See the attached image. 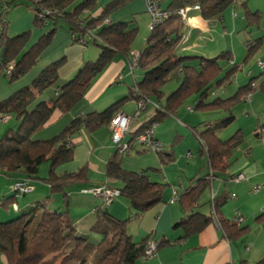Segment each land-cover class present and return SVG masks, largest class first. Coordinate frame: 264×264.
<instances>
[{"label": "crops", "instance_id": "1", "mask_svg": "<svg viewBox=\"0 0 264 264\" xmlns=\"http://www.w3.org/2000/svg\"><path fill=\"white\" fill-rule=\"evenodd\" d=\"M114 1H117L115 8H112L108 16L102 20L98 30L110 23H125L128 30H136V38L139 27L144 26L148 29L149 25L151 27L146 0H94L92 7L82 9L81 16H90V18L100 16L103 9ZM82 2L76 0L70 10L75 4L79 5ZM169 4L170 0H162L160 7L167 10ZM17 6L19 8H16ZM4 9H7L5 4L0 2V14ZM7 15L9 20L7 34L12 37L30 30L31 40L28 45L35 43L50 28L53 27L54 30L50 44L25 76L12 83H8L0 76V102L26 87L51 64L63 61L57 69V81L51 88L40 93L38 98L53 100L57 92L61 91V87L74 78L87 63L96 61L101 52L99 40L86 46L73 42L68 24L62 19L56 22L48 20L43 27L34 26L35 14L30 4H25L24 1L9 6ZM185 18L186 20L183 21L181 19V34L174 53L180 57L195 56V60L186 61L194 66L199 65L200 57L210 59L222 52L227 53L230 61L222 60L219 63L222 67L219 78L234 64L241 66L242 70L250 61L254 62L259 50L264 47V29L258 26L255 28L260 18H264V0H233L222 12L208 19L201 16L200 9H191ZM105 20L108 23L104 22ZM149 31L150 29L141 45H134V38L129 52L124 54L115 52L112 62L99 75L88 81L87 87H80L83 94L77 104L64 114L60 110H54L42 130L33 135V139L40 142L50 140L66 131V128L78 117L84 118L93 112L100 113L106 107L120 101L116 114L123 112L131 119L128 133L124 137L130 147L126 153L121 154V167L138 173L144 171L150 179V188L160 191V200L142 215L136 216V210L123 194H119L105 206L102 198L84 192L86 189L101 185L115 190H119L122 186L121 181L109 177L107 173V162L118 149L117 145L111 142L109 123H103L91 130L81 125L76 131L67 135L64 146L71 149V158L68 161L56 162L53 165L50 161H46L38 167L37 173L42 179L48 176V171L52 168L61 175L81 172L77 181H72L62 192L50 195L48 207L54 211L67 210L76 231L88 232L89 237L94 241L99 239L97 233H91L88 229L96 220L98 208L106 209L115 219H127L133 240L140 241L147 238L158 243L155 257L141 259L136 264H264V186H262L264 185V120L262 122L257 120L253 136L248 142L244 136L245 127L241 123L231 132L223 133L220 129L216 131V136L221 141H226L238 133L242 139L236 146L231 147L232 156L229 159L231 164L227 171L215 172L210 182L204 186L200 180L211 174V169L206 153L201 150V141L197 135L208 129L209 124L213 125L215 121L228 115L227 111L203 107L187 110L188 106L195 105L199 101L200 95L193 94L172 112L160 115L155 124L153 138L162 143L163 157L143 144L135 142L134 137L139 132L141 124L157 114V107L163 105L170 94L164 93L163 87L166 82L161 88L163 96L149 99L144 108L139 110V114H134L137 100L130 92L142 79L145 71L139 70V67L130 68L133 61L131 52L136 53L144 46ZM93 32L95 33V30ZM249 40L259 41L257 53L252 58H249L247 51L246 42ZM259 67L255 64L250 66L247 73L240 74L241 77L238 71L230 83L225 82L209 90L204 101L211 102L214 97L224 100L235 95L239 87L254 80L252 83L255 89L248 98L243 97L231 102L229 112L234 116L232 122L234 123L240 115V111L238 115L233 111V106L237 102L246 103L243 110L247 108L244 111L253 109V112H264V88H258L260 81L264 80V65ZM235 80L236 85L232 87ZM259 105L261 106L257 108ZM246 122L249 125L251 122L254 124L256 120L249 115ZM16 127L17 121L14 115L10 114V118L0 124V136L5 130ZM229 133L232 134L227 136ZM237 149H239L238 155L235 156ZM240 173L245 175V179L238 182L232 180V176ZM26 176L22 172L7 177L0 173V202L13 194L10 186L13 180ZM32 185L34 188L31 192L15 197L14 207L9 206L5 210L0 207V221L14 218L33 202L44 200L49 196L50 186L45 181L33 178ZM257 185L261 187L255 190ZM175 193L177 199L172 201ZM220 197H225L226 201L215 210V199ZM193 214L212 217L201 230L187 234L181 220ZM237 218H241V221L238 222ZM0 264H8L1 251Z\"/></svg>", "mask_w": 264, "mask_h": 264}, {"label": "trees", "instance_id": "2", "mask_svg": "<svg viewBox=\"0 0 264 264\" xmlns=\"http://www.w3.org/2000/svg\"><path fill=\"white\" fill-rule=\"evenodd\" d=\"M23 1L29 2L33 14H35L34 26L43 27L48 20L56 22L58 19H62L68 24L70 36L72 34L83 36L85 39L89 38V41L93 43L99 40L98 45L101 47V52L96 61L87 63L74 78L67 81L53 100L46 101L38 98L40 93L51 88L57 81V69L63 61L51 64L26 87L0 102V113L14 115L17 121L16 129L9 128L0 136V173L7 177L22 172L27 175L23 178H27L31 185L34 178L41 179L50 186L49 196L44 200L33 202L32 205L22 209L17 216L10 220L0 221V251L5 255L8 264H136L139 260L144 259L148 239L133 240L128 229L127 219H115L106 209L98 208L96 220L88 229L89 232L97 233L100 236L99 241L93 243L89 240L88 232L76 231L67 210L49 209L50 195L62 192L66 186L81 175V172L61 175L54 172L52 168L44 179L40 178L37 173L38 167L46 161H50L52 165L56 162L68 161L71 158V149L64 146V139L67 135L76 131L81 125L87 126L91 130L100 124L110 123L121 102L106 107L100 113L93 112L84 118L78 117L66 128V131L50 140L40 142L33 139V135L42 130L54 110H60L64 114L77 104L83 94L80 87H87L88 81L99 75L112 62L115 52L124 54L131 50L130 45L135 38L136 30H128L125 23H110L98 30L102 20L108 16L112 8H115L117 1L103 9L100 16L90 18V16H81L82 9L92 7L94 0H84L82 4H75L71 10V5L76 0H0L8 8L11 5L21 4ZM232 1L170 0L167 9L169 18L149 31L144 46L138 51L137 67L145 72L142 79L133 86L130 92L135 100L144 99L147 104L149 99L163 96L161 88L166 82L174 79L182 81L174 92L166 97L165 103L157 107V114L141 124L136 135L153 122L156 123L160 115L172 112L175 107L193 94L200 95L199 101L193 105L194 108L203 107L228 112V115L215 121L213 125L209 124L208 129L197 135L201 141V150L206 153L211 169V174L200 180L203 182L202 186L210 182L212 174L227 171L231 164L229 161L232 156L231 147L241 141V135L238 133L226 141H221L216 136V131L225 128L234 120L233 114L229 112L231 102L251 93L255 89L252 83L254 80L239 87L236 94L231 97L224 100L214 97L211 102H205L204 98L209 90L223 85L225 82L230 83L242 67L234 64L219 78L222 73L219 63L222 60L230 61L227 53L222 52L210 59L200 57L198 66L186 62L195 60V56L180 57L176 55L174 49L180 38L182 25L178 12L187 5L198 4L201 16L208 19L218 15L231 5ZM46 8L52 11L56 10L60 12V15L50 14L44 21L37 13ZM0 15V76L4 77L8 83H12L25 76L27 71L38 62L42 52L50 44L54 28H50L35 43L28 45L31 40V31L27 30L12 37L9 36L7 34L9 28L7 10L4 9ZM90 33L94 35L91 37ZM246 45L249 58H252L257 53L259 41L249 40ZM10 62L14 66L9 72H6ZM260 87L264 88V80L260 81L258 88ZM118 152L117 150L116 154L107 162L108 176L122 182V186L119 188L120 194L126 196L130 205L136 210L135 215L140 216L156 205V202L160 200V191L150 188V179L144 171L138 173L122 168V156ZM157 153L161 154L162 151ZM161 156L164 155L161 154ZM20 179L22 177L16 178L12 183L20 181ZM12 193L0 202L2 209L5 210L9 206L14 207L15 197L24 194L14 190ZM215 201L214 208L217 210L220 204L226 200L225 197H220ZM211 217L193 214L181 222L184 224L187 234H191L201 230Z\"/></svg>", "mask_w": 264, "mask_h": 264}, {"label": "built area", "instance_id": "3", "mask_svg": "<svg viewBox=\"0 0 264 264\" xmlns=\"http://www.w3.org/2000/svg\"><path fill=\"white\" fill-rule=\"evenodd\" d=\"M39 1V0H36ZM84 1V0H82ZM162 0H146V8H148V11L151 16L152 24L150 27V30L155 27L156 25H159V23L167 20L169 18V13L167 10L160 7V2ZM191 9H200V5L195 4L192 6H186L183 7V9L179 10L178 14L180 18L183 20H186V14ZM54 13L55 15H60V12L56 10H50L49 8L47 10H43L39 13H37L41 18L45 19L50 14ZM104 22L108 23L107 20ZM82 43L85 44V40H82ZM133 61L130 65V68L132 66L136 67L137 65V55L138 51L136 53H132ZM257 63L264 65L261 60H259ZM14 64L12 62L9 63L6 72H9L13 68ZM120 77V76H119ZM144 99H139L137 101V108L136 112L134 114L138 115L139 110H141L142 107L145 105ZM194 106L190 105L187 107V110H193ZM10 115L8 113H0V124L4 123L7 119H9ZM131 122V119L128 115H125L123 112L115 114V116L111 119L110 123L108 124L109 132H111V142L115 146L117 145V149L121 154L126 153L129 150L130 144L127 143L124 140L125 135L128 133V127ZM156 123H152L148 128L144 129L142 132L135 135L134 140L135 142L139 143L140 145L143 144L144 146L148 147L151 151L155 152H161L163 150V145L161 142H158L153 138V129L155 128ZM245 179V175L240 173L237 176L233 178L235 182H238L240 180ZM12 190L18 191L19 193H28L31 192L34 188V185H31L29 180L27 178H22L20 181H15L12 183ZM264 186V185H262ZM260 185L255 186V190L258 188L260 189ZM84 192H87L91 194L92 196L100 197L102 198L103 205L107 206L115 197L119 196L120 192L119 190L110 189L105 185L101 186H95L94 188L86 189ZM174 199H177V194L175 193L172 201ZM15 206V205H14ZM237 221H241V218H237ZM145 248V256L146 258H153L157 254L158 250V243L157 241L153 239H148Z\"/></svg>", "mask_w": 264, "mask_h": 264}, {"label": "rangeland", "instance_id": "4", "mask_svg": "<svg viewBox=\"0 0 264 264\" xmlns=\"http://www.w3.org/2000/svg\"><path fill=\"white\" fill-rule=\"evenodd\" d=\"M24 3L25 4H29V2H27V1H24ZM240 6V5H239ZM7 9H8V7H6ZM16 8H19V6H17ZM7 9H5V10H7ZM43 10H47V8L46 9H43ZM52 14H54V13H52ZM55 15V14H54ZM150 15V14H149ZM39 17H41V16H39ZM151 17V16H150ZM43 19V18H42ZM44 21H46L47 20V18H45V19H43ZM150 20H151V18H150ZM8 22H9V20H8ZM151 24H152V20H151ZM257 26L258 27H260V28H262V29H264V18H260V21H259V23L255 26V28H257ZM149 29H150V25H149ZM148 27L147 28H145L144 26H141V27H139V29H138V34H137V36H136V38H135V41H134V45H141L143 42H144V39H145V37H146V35H147V33H148ZM256 30V29H255ZM92 32V31H91ZM88 34V33H87ZM91 37L94 35V34H92V33H90L89 34ZM72 36V40H73V42H78L79 44H81V45H85L86 46V44H88V43H91L90 41H89V38H86L85 39V37H83V36H77L76 34H72L71 35ZM91 39V38H90ZM82 40H85V44H83L82 43ZM259 60H261V61H264V47H261V49L259 50V53H258V56H257V58L255 57V59H254V62L253 61H250L249 63H248V65L246 66V65H244V67H243V69L241 70V71H239V74L238 75H240L241 73H247V71L249 70V67L250 66H252V65H258V67L260 66L261 67V64H259V63H257ZM253 62V63H252ZM259 67V68H260ZM139 70H142V69H140V68H138ZM137 70V69H136ZM237 75V76H238ZM240 77H241V75H240ZM180 82H182L181 80H171V81H169V82H167L165 85H164V87H163V89H164V93H166V94H171V92L173 93L174 92V90L173 91H171L172 89H175V87L177 86V84H179ZM235 85H236V80H235V82L233 83V85H232V87H235ZM165 97H166V95H165ZM244 104H246V103H244V102H237L234 106H233V111H234V113L235 114H237L238 113V111H240V115L242 114V116H240V118H238L237 117V120L231 125V124H229L227 127L225 126V128H223V129H220L223 133H225L226 131L227 132H231L232 130H234V129H237L239 126H238V124H242L244 127H245V133H244V136H245V140L248 142V140L253 136V132H254V129L256 128V124H257V122L258 121H261L262 122V120H264V112H259V111H257V112H253V109H249V111H244L243 110V108H244ZM261 105H259L257 108H259ZM245 112H247V113H245ZM195 113V112H194ZM238 115V114H237ZM249 115L250 116H252L253 118H254V120H256V122L253 124L252 122L249 124V125H247V122H246V120L248 119V117H249ZM213 117H215V115L213 116ZM258 120V121H257ZM218 131V130H217ZM234 133V132H233ZM232 133H229V135H227V136H230ZM251 134V135H250ZM219 135H222L221 133H219ZM226 136V137H227ZM240 149V148H239ZM239 149H237L236 151H235V156H237L238 155V151H239ZM96 236H98L97 238H99L100 239V236L98 235V234H96ZM99 239L98 240H96V241H94L92 238H90L89 240L91 241V242H93V243H97V241H99Z\"/></svg>", "mask_w": 264, "mask_h": 264}, {"label": "clouds", "instance_id": "5", "mask_svg": "<svg viewBox=\"0 0 264 264\" xmlns=\"http://www.w3.org/2000/svg\"><path fill=\"white\" fill-rule=\"evenodd\" d=\"M136 67H137V65H136ZM249 94H250V93H249ZM249 94H248L247 96H245V98H248ZM234 177H235V176H234ZM234 177H233V178H234ZM233 178H232V180H233Z\"/></svg>", "mask_w": 264, "mask_h": 264}]
</instances>
